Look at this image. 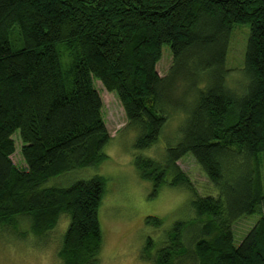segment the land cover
Returning <instances> with one entry per match:
<instances>
[{"label":"trees","instance_id":"obj_1","mask_svg":"<svg viewBox=\"0 0 264 264\" xmlns=\"http://www.w3.org/2000/svg\"><path fill=\"white\" fill-rule=\"evenodd\" d=\"M236 25L250 28L244 96L226 86ZM164 46L173 62L161 77ZM95 80L119 99L139 152L157 145L175 110L184 117L162 160L140 156L135 165L154 194L164 186L188 190L194 216L164 230L158 250L149 237L143 258L264 264V0H0V232L47 241L66 217L62 264H99L104 244L103 177L44 186L108 158L111 136ZM181 83L189 91L174 108ZM15 136L22 168L11 158ZM188 155L216 196L197 195L178 165ZM256 214L236 244L235 226ZM22 221L29 231H20ZM146 224L164 223L148 217Z\"/></svg>","mask_w":264,"mask_h":264},{"label":"rangeland","instance_id":"obj_2","mask_svg":"<svg viewBox=\"0 0 264 264\" xmlns=\"http://www.w3.org/2000/svg\"><path fill=\"white\" fill-rule=\"evenodd\" d=\"M249 36V26L236 25L228 47L226 65L230 71L226 86L237 96H244L250 90L251 80L245 71V52ZM172 62L171 50L164 46L162 58L157 65V72L161 77L168 74ZM94 84L102 99L103 117L111 136V142L104 150L108 158L97 168L77 170L59 179H51L44 186L69 187L79 181L103 177L106 194L99 210V219L104 233V244L99 264H155L143 258L142 249L147 239L151 237L154 240V250H158L166 241L164 230L170 229L178 221L192 219V195L186 189L169 186H164L158 194H154L152 183L139 177L135 162L140 156L162 160V154L169 147L177 145L184 117L178 112L179 109L175 110L176 115L171 117L157 145L139 152L135 149L137 134L127 129L126 116L119 99L114 93L108 92L99 81L95 80ZM188 88L181 83L173 92L176 104L174 108H178L176 101L182 100L181 95H187ZM14 140L16 151L11 158L18 167H25L21 155V141L18 136ZM178 165L190 179L197 195L216 196V191L193 157H184ZM148 217L162 219L163 226L160 229L148 226ZM259 218V214L246 217L235 226L236 244H240ZM28 226L27 222L22 221L20 231H29ZM67 228L68 221L63 216L56 230L47 237V241L42 242L35 235L17 237L2 229L4 234L0 232V264H62L58 252ZM191 231L189 230L190 235Z\"/></svg>","mask_w":264,"mask_h":264}]
</instances>
